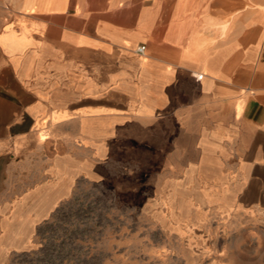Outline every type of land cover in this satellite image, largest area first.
Masks as SVG:
<instances>
[{
  "label": "crops",
  "instance_id": "0c3cea01",
  "mask_svg": "<svg viewBox=\"0 0 264 264\" xmlns=\"http://www.w3.org/2000/svg\"><path fill=\"white\" fill-rule=\"evenodd\" d=\"M138 155L173 222L264 231V0H0V190L54 206Z\"/></svg>",
  "mask_w": 264,
  "mask_h": 264
},
{
  "label": "rangeland",
  "instance_id": "374dc122",
  "mask_svg": "<svg viewBox=\"0 0 264 264\" xmlns=\"http://www.w3.org/2000/svg\"><path fill=\"white\" fill-rule=\"evenodd\" d=\"M129 159L91 179L80 174L72 196L54 206L26 203L37 185L31 172L0 190L1 242L18 251L0 254V264H264V231H221L202 206H175L198 219L173 222L166 174L153 172L149 155ZM35 212L45 219L22 220Z\"/></svg>",
  "mask_w": 264,
  "mask_h": 264
},
{
  "label": "built area",
  "instance_id": "2783aa9c",
  "mask_svg": "<svg viewBox=\"0 0 264 264\" xmlns=\"http://www.w3.org/2000/svg\"><path fill=\"white\" fill-rule=\"evenodd\" d=\"M137 52H138L139 54H143V53H144V47H139V48L137 49ZM198 78H201V77H198Z\"/></svg>",
  "mask_w": 264,
  "mask_h": 264
}]
</instances>
